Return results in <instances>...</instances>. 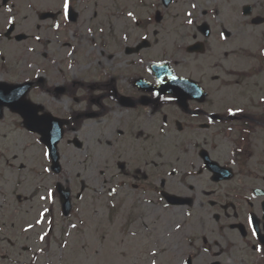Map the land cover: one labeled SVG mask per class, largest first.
Here are the masks:
<instances>
[{
    "label": "flooded vegetation",
    "instance_id": "obj_1",
    "mask_svg": "<svg viewBox=\"0 0 264 264\" xmlns=\"http://www.w3.org/2000/svg\"><path fill=\"white\" fill-rule=\"evenodd\" d=\"M61 6L0 0V50L17 54L0 57V76L33 84L27 99L38 115L64 121L73 140L86 146L95 138L107 161V194L134 193L154 212L182 216L172 264H264L254 247H264V0H75L71 22ZM172 81L187 85L183 103ZM230 107L244 111L230 116ZM32 136L39 138L21 116L2 110L0 264H25L15 220L47 201L48 159L33 157ZM62 181L55 180V201ZM164 192L184 205H170Z\"/></svg>",
    "mask_w": 264,
    "mask_h": 264
},
{
    "label": "rangeland",
    "instance_id": "obj_2",
    "mask_svg": "<svg viewBox=\"0 0 264 264\" xmlns=\"http://www.w3.org/2000/svg\"><path fill=\"white\" fill-rule=\"evenodd\" d=\"M4 56H6L4 54ZM7 57V56H6ZM9 50V59L15 58ZM83 152L68 145L60 146L64 181L80 191V181L85 180L88 191L74 204L75 214L68 220L61 217L58 203L48 200L44 208H25L18 224H32L28 234L32 256L30 264H172L173 249L182 240L181 231L174 225L183 222L182 216L166 209L154 212L148 205L138 204L137 194L118 191L112 197L107 194L106 164L103 147L95 138L87 140ZM31 154L42 153L41 147L31 138ZM91 153L92 155H88ZM101 172L104 174L102 175ZM65 175L69 177L65 179ZM54 178L47 176L45 187H53ZM47 194V193H46ZM138 206H135L137 205ZM55 210L56 229L52 240L39 237L49 231L43 215L49 207ZM47 209V211H45ZM42 219V223H36ZM52 224V223H51ZM72 224H76L74 229ZM135 233V235H133ZM46 238V236H45ZM66 245V246H65ZM100 249L97 254L96 249ZM43 249L42 253L39 250ZM156 255L153 256L152 253Z\"/></svg>",
    "mask_w": 264,
    "mask_h": 264
},
{
    "label": "snow or ice",
    "instance_id": "obj_3",
    "mask_svg": "<svg viewBox=\"0 0 264 264\" xmlns=\"http://www.w3.org/2000/svg\"><path fill=\"white\" fill-rule=\"evenodd\" d=\"M191 7H192V8H196V4H192ZM7 10H8L9 12L12 11L11 7H8ZM74 13H75V0H62V6H61V12H60V14L63 16L64 20H65V21H69V22H71V20L73 19V14H74ZM192 15H193L192 12H188V13H187V16H188V17H191ZM127 16L132 17L133 19H135V16H134L133 12H131V11H129V12L127 13ZM9 23L14 24L15 21L12 20V21H9ZM193 23H194V21H193L192 19H188V20H187V24L192 25ZM53 27L56 28V29H59V28L61 27V25H60V23H55V24L53 25ZM103 31H104L103 28H100V32H103ZM87 32H88V33H92V29H91V28H88V29H87ZM34 39L37 40V41H39V40L41 39V37H40V36H35ZM124 39L126 40V39H127V36H125ZM145 39H147V38L145 37ZM221 39L227 40L228 37L225 36L223 32H221ZM28 50H29L30 52H34V51H35L34 48H29ZM69 55H71V53H69ZM29 67H31V65H29ZM172 79L175 80L176 77H172ZM159 82H160V83H163L162 80L159 81ZM156 95H159V93H156ZM167 99H174V97H167ZM12 106H14V105L9 104V107H12ZM243 111H244L243 108H235V109H233V108L230 107V108L227 109L228 115H230V116H236L237 113H241V112H243ZM29 119H30V120H34L38 125L44 123V117H43V116H40V115H38V114H36L35 112H33V113H31V114L29 115ZM69 119H71V116L69 117ZM210 122H211V121H210ZM49 126H50V125H49ZM229 131H231V129H229ZM116 132H119L120 134H123V130H122V129H119V128L116 129ZM140 135H143V132H142V131H141ZM108 145H109V148H113V149L115 148V145L113 144V141H112L111 139L108 140ZM243 151H244V149H243L242 147H237V149H236V152H243ZM235 154H236V153L234 152L233 155H235ZM117 155H118V154H117ZM43 156H44L46 159H48V160H51V159L53 158V154H52V152H51V151H48V150H45V151L43 152ZM17 158H18V157H17ZM231 163L235 164L236 161H235V160H232ZM21 167H26V165H21ZM52 172H53V169L50 168V167H44V168L42 169V174H43V173H49V174H51ZM101 174L103 175L104 173L101 172ZM169 175H171V173H170ZM65 179L68 180L69 177H68L67 175H65ZM69 182H70V180H69ZM163 183L166 184L167 181H163ZM157 190H159V189H157ZM115 191H116L115 188L111 189V190L108 192V195H113V194L115 193ZM55 195H56V193H55V189H54L53 187H48V188H47V194H46L45 196H41V199H42V200H50V201H53V202H54ZM79 198H80V199H83L82 196L79 197ZM149 203H152V201H149ZM165 207H167V205H165ZM45 211H47V209H46ZM186 215L190 217L192 214L189 212V213H187ZM41 216H43V213H41ZM42 222H43L42 219H38V220L36 221V223H38V224H39V223H42ZM49 223H51V221H49ZM248 223H249V225L252 227V235H253V237L258 236V235H259V230L257 229V227L255 226V224L253 223L251 217H249V219H248ZM31 227H33V225H32V224H29L28 228H31ZM71 227L75 229V228L77 227V225H76V224H72ZM174 227H175L176 230H179V229L182 227V225H181V223L178 222V223H176V224L174 225ZM28 228H26V229H24V230H25V231H28ZM47 235H48V233L45 232L43 235H41V236L39 237V239H40L41 241H44L45 236H47ZM133 235H135V233H133ZM65 246H66V245H65ZM254 247H255V250H256L257 252H262V253H264V247H261L260 245H254ZM41 251H43V249H41ZM202 251L205 252V253H207V252H209V248H207V247H206V248H203ZM96 252H97V254H100V249L97 248V249H96ZM152 255L155 256L156 253L153 252ZM152 264H156V261L153 260V261H152ZM182 264H189V261H187V260L182 261Z\"/></svg>",
    "mask_w": 264,
    "mask_h": 264
},
{
    "label": "water",
    "instance_id": "obj_4",
    "mask_svg": "<svg viewBox=\"0 0 264 264\" xmlns=\"http://www.w3.org/2000/svg\"><path fill=\"white\" fill-rule=\"evenodd\" d=\"M21 88L22 87H10V86L4 85V84H0V97L6 99L4 104L14 105L12 107H14L13 109L16 110L15 107H17L18 104H17V102L13 103L11 100V97L14 96L16 99L18 97H20L21 95H18L17 91ZM13 90H15L14 93H12ZM18 111L21 112L22 110L18 109ZM28 125L32 131H37L38 133H40L43 136L44 142L47 144L49 151H51L53 154L54 162L58 164V155H57L56 146H57V143L61 140L62 135H63L62 127L61 126H58V127H42L40 125H39V127H32L29 121H28ZM67 194L69 196L68 192H67ZM66 201H67V205L69 206L68 197H66Z\"/></svg>",
    "mask_w": 264,
    "mask_h": 264
}]
</instances>
